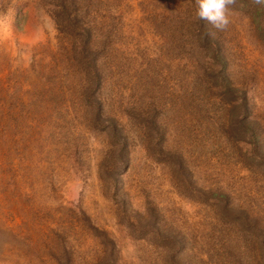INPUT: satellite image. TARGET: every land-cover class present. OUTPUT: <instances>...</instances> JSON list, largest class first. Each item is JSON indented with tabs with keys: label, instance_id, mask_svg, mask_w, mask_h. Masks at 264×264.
I'll return each mask as SVG.
<instances>
[{
	"label": "rangeland",
	"instance_id": "rangeland-1",
	"mask_svg": "<svg viewBox=\"0 0 264 264\" xmlns=\"http://www.w3.org/2000/svg\"><path fill=\"white\" fill-rule=\"evenodd\" d=\"M57 1L0 0V264H264V4L73 0L89 66Z\"/></svg>",
	"mask_w": 264,
	"mask_h": 264
},
{
	"label": "trees",
	"instance_id": "trees-1",
	"mask_svg": "<svg viewBox=\"0 0 264 264\" xmlns=\"http://www.w3.org/2000/svg\"><path fill=\"white\" fill-rule=\"evenodd\" d=\"M66 1L67 0H58L57 1L59 3V14L64 20H66V22L64 23V27L67 24L68 27L70 28V30L71 29H76V28H78V27H76L77 25L74 26L73 24H77L75 22V19L77 18V13H78L77 11H78L79 6L75 5L76 2L73 1V0H70L69 2H66ZM71 14H73V15H71ZM63 16H65L66 19ZM202 23L203 24L201 26L203 28H206L207 25H205L203 20H202ZM74 27H76V28H74ZM76 30H78V32L83 35V39H82L81 45H80V47L78 49V52L81 54L82 62L84 64L85 63L89 64V66L95 65L96 64L95 55H94V53L92 51V47L90 45L91 41L89 42V35H90L89 30L88 29H81V28L76 29ZM200 33L203 34L202 35L203 38L201 39V42L203 43L204 51L205 50H210L211 51V55L214 58V61L219 62L220 63L219 64L220 65V69L223 70L225 68V64H224V60H223L224 58L221 55L218 56L219 52H215V50L209 49V45L210 44L208 45V43H209V40L211 41V39H210V36L208 34V30L207 29H202V30L200 29ZM205 71H208L209 75L214 73L213 70L208 69V68H205ZM97 80L98 79L95 78V83L97 82ZM89 92H91V91H89ZM96 108L98 109L99 106L96 105ZM141 108H143L144 110L145 109L148 110L144 106H142ZM146 110H145V112H146ZM151 110L154 111L155 109H151ZM149 116H150L149 117V119H150L149 121H151V124H152V127H153V126H155L156 122L153 120V114H150ZM112 126H114L113 123H112Z\"/></svg>",
	"mask_w": 264,
	"mask_h": 264
},
{
	"label": "clouds",
	"instance_id": "clouds-1",
	"mask_svg": "<svg viewBox=\"0 0 264 264\" xmlns=\"http://www.w3.org/2000/svg\"><path fill=\"white\" fill-rule=\"evenodd\" d=\"M236 0H196L195 17L206 21L218 31L227 28L230 21L228 12ZM255 4H264V0H253Z\"/></svg>",
	"mask_w": 264,
	"mask_h": 264
}]
</instances>
